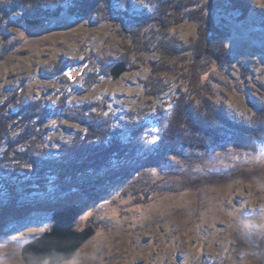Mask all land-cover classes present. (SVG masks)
I'll return each instance as SVG.
<instances>
[{"label":"rangeland","instance_id":"374dc122","mask_svg":"<svg viewBox=\"0 0 264 264\" xmlns=\"http://www.w3.org/2000/svg\"><path fill=\"white\" fill-rule=\"evenodd\" d=\"M38 1V7H56L53 0ZM151 1L131 0L130 8L150 9ZM205 1L222 26L226 52L208 51L195 65L182 48L199 39L200 20L185 17L165 30L146 25L135 44L123 27L129 19L97 21L95 11L70 13L68 2L56 16H29L31 0H0L1 177L34 170L16 158L27 144L11 141L39 122L36 116L27 122L22 105L51 111L39 130L41 153L50 158L87 129L63 104L98 113L114 128L133 119L150 123L146 147L133 160L63 182L44 175L43 184L24 183L27 173L13 178L12 187L0 184V264H25L23 247L51 231L55 213L72 207L80 210L74 229L94 233L63 264H264V142L161 151L151 120L158 108L169 111L180 93L198 106L207 100L248 119L264 102V0H240L247 11L239 0H200L185 12ZM169 41L177 55L165 52ZM120 61L126 70L116 77L111 70ZM122 139L128 141L127 132Z\"/></svg>","mask_w":264,"mask_h":264},{"label":"trees","instance_id":"16d2710c","mask_svg":"<svg viewBox=\"0 0 264 264\" xmlns=\"http://www.w3.org/2000/svg\"><path fill=\"white\" fill-rule=\"evenodd\" d=\"M28 1L30 0H26V3ZM53 1L55 2L52 4L56 7H52V9L44 6L38 7L37 2L39 1L31 0L32 6L35 7L25 15L56 16L65 8L63 3L68 2L67 7L70 13L85 15L95 11L97 12V21L117 17L123 24L125 20L129 19L130 27L125 24L123 27L124 30L133 34L132 38L135 44L140 40L141 31L146 25L157 23L162 30H165L187 17L201 21L199 39L186 48H182L184 51L192 53L195 65L208 51L219 57H222L226 52L224 44L220 41L222 40V26L217 25L213 16L206 12L210 6V3L206 1L202 7L186 12L185 9L197 5L200 0H152L151 8L140 12L131 10V0ZM118 2L122 4V7L116 5ZM247 5L240 0L237 2V6L243 7V11H247ZM208 9L211 11L212 7ZM133 25L136 28L133 29ZM164 45L167 54L177 55L180 52L179 48L176 45H171L170 41ZM195 65H192V70ZM189 79L190 82H193L192 77ZM20 107L27 122L31 123L35 116L39 122H35L33 127L28 126L27 133H23L19 139H15L16 141H11L14 147L21 143L27 144L24 150L15 151L16 158L20 162H30L34 170L19 171L15 169L10 172L8 178L0 176V184L7 187L15 185V182H12L13 178L15 180L24 179L27 173L29 174L28 179L24 183L36 179L40 184H43L41 178L44 175H54L59 182H63L67 178L76 179L88 173L97 174L103 169L109 168L113 161L122 162L135 159L146 147V129L150 126L148 121L128 120L123 128H114L109 119L99 116L98 113L89 112L90 114H86L85 109L74 110L63 104L65 114L79 119L87 126V129L73 143L63 145L60 157H46L41 153L43 152L41 148L43 141L39 130L51 111L35 102ZM255 108L256 115L252 119H248L243 115L230 112L223 105H215L207 100L205 104L198 106L193 99L180 93L169 111L161 107L151 116V120L159 131L157 146L161 151L178 152L181 145L204 148L215 141H230L235 144L243 141L262 143L264 142V102L257 103ZM126 132L129 135L127 142L122 139L123 133Z\"/></svg>","mask_w":264,"mask_h":264},{"label":"water","instance_id":"95a60500","mask_svg":"<svg viewBox=\"0 0 264 264\" xmlns=\"http://www.w3.org/2000/svg\"><path fill=\"white\" fill-rule=\"evenodd\" d=\"M126 70L124 61L118 62L111 74L119 77ZM80 210L72 207L54 214L50 232L28 242L22 250L25 264H63L73 258L77 250L93 235L94 229H74Z\"/></svg>","mask_w":264,"mask_h":264}]
</instances>
